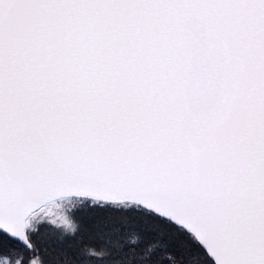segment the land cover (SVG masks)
Segmentation results:
<instances>
[{"label": "snow or ice", "instance_id": "6c2138e0", "mask_svg": "<svg viewBox=\"0 0 264 264\" xmlns=\"http://www.w3.org/2000/svg\"><path fill=\"white\" fill-rule=\"evenodd\" d=\"M0 264H264V0H0Z\"/></svg>", "mask_w": 264, "mask_h": 264}]
</instances>
